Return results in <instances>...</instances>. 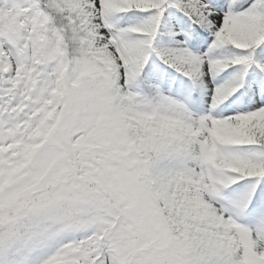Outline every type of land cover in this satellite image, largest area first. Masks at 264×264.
Segmentation results:
<instances>
[{"label": "snow or ice", "instance_id": "6c2138e0", "mask_svg": "<svg viewBox=\"0 0 264 264\" xmlns=\"http://www.w3.org/2000/svg\"><path fill=\"white\" fill-rule=\"evenodd\" d=\"M0 264H264V0H0Z\"/></svg>", "mask_w": 264, "mask_h": 264}]
</instances>
